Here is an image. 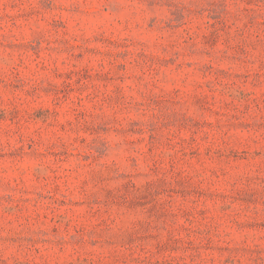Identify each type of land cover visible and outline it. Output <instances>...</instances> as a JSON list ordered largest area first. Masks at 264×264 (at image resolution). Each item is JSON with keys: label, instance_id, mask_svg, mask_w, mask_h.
Wrapping results in <instances>:
<instances>
[{"label": "rangeland", "instance_id": "obj_1", "mask_svg": "<svg viewBox=\"0 0 264 264\" xmlns=\"http://www.w3.org/2000/svg\"><path fill=\"white\" fill-rule=\"evenodd\" d=\"M0 264H264V0H0Z\"/></svg>", "mask_w": 264, "mask_h": 264}]
</instances>
